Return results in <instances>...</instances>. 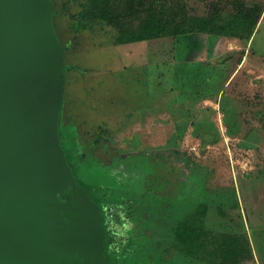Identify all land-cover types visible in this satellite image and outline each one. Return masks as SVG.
<instances>
[{
    "label": "rangeland",
    "instance_id": "1",
    "mask_svg": "<svg viewBox=\"0 0 264 264\" xmlns=\"http://www.w3.org/2000/svg\"><path fill=\"white\" fill-rule=\"evenodd\" d=\"M161 1L189 17L227 18L242 1L262 12L252 34L119 43L136 16L88 17L86 0H50L65 67L62 144L72 161L81 154L82 185L112 190L111 211L97 201L121 249L106 264H215L213 247L191 256L177 239L179 223L202 212L210 232L248 238L251 254L236 264H264V0Z\"/></svg>",
    "mask_w": 264,
    "mask_h": 264
},
{
    "label": "water",
    "instance_id": "2",
    "mask_svg": "<svg viewBox=\"0 0 264 264\" xmlns=\"http://www.w3.org/2000/svg\"><path fill=\"white\" fill-rule=\"evenodd\" d=\"M63 47L50 0H0V264H106L96 198L59 122Z\"/></svg>",
    "mask_w": 264,
    "mask_h": 264
},
{
    "label": "trees",
    "instance_id": "3",
    "mask_svg": "<svg viewBox=\"0 0 264 264\" xmlns=\"http://www.w3.org/2000/svg\"><path fill=\"white\" fill-rule=\"evenodd\" d=\"M97 1L86 0L83 3V13L87 14L88 17L97 15L105 19L112 16L119 19L121 15L127 14L139 19L136 26L124 29L122 34L117 37L119 43L152 39L167 34L178 36L191 31L225 36L252 34L262 12L260 3L249 5L242 1L239 5L237 4L238 11L227 18H223L220 12L212 13L209 16L189 17L186 14L180 16L167 12L170 7L167 8V4L162 3L161 0H126L120 3L121 6H118L116 10L109 12L106 9L97 10ZM69 161L74 164V172L77 176L78 162L71 159ZM81 163L83 162L81 161ZM203 217V212L201 215H197L195 225H190L186 221L179 223L176 235L185 252L191 256L200 257L203 250H210L213 247V253L216 257L213 261L215 264H236L251 254L248 246L249 241L245 234L210 232L204 226ZM106 220L105 252L106 255L111 256L112 260L117 261L116 256L121 249L118 248L115 237L117 234L114 226L115 221L108 223Z\"/></svg>",
    "mask_w": 264,
    "mask_h": 264
},
{
    "label": "flooded vegetation",
    "instance_id": "4",
    "mask_svg": "<svg viewBox=\"0 0 264 264\" xmlns=\"http://www.w3.org/2000/svg\"><path fill=\"white\" fill-rule=\"evenodd\" d=\"M73 144H76V142L73 141ZM74 155H75L74 156L75 158L77 157V162L79 164V168L82 169V167L80 166L81 165V162H79L80 159H81L80 158L81 157V154L79 155V153H77L76 150H75V154ZM105 188L106 187H104V185H101V186L99 185L98 187H96L94 185L93 187H91V190L90 191L93 194V196L96 198V200L101 204V206L104 207V210L111 211L113 209V206L114 205L111 202H108V197L106 195L109 192L111 193L112 190L110 189V187L107 189L108 191ZM100 193H101V195H100Z\"/></svg>",
    "mask_w": 264,
    "mask_h": 264
},
{
    "label": "crops",
    "instance_id": "5",
    "mask_svg": "<svg viewBox=\"0 0 264 264\" xmlns=\"http://www.w3.org/2000/svg\"><path fill=\"white\" fill-rule=\"evenodd\" d=\"M193 58V57H192ZM194 59V58H193ZM214 100H212L211 101V99L210 98H204V100H203V104H205V105H208L209 104V102H213ZM146 125V124H145Z\"/></svg>",
    "mask_w": 264,
    "mask_h": 264
}]
</instances>
